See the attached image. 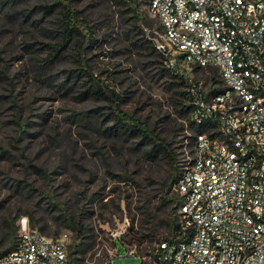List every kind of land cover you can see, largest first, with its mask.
<instances>
[{"label":"rangeland","instance_id":"1","mask_svg":"<svg viewBox=\"0 0 264 264\" xmlns=\"http://www.w3.org/2000/svg\"><path fill=\"white\" fill-rule=\"evenodd\" d=\"M137 1L144 33L128 0H69L87 29L48 61L47 44L63 35L62 4L0 0V253L22 218L48 237L70 232L72 242L67 211L89 228L91 248L80 264H105L115 239L113 264H141L140 255L178 226V201L164 199L166 189L179 197L173 160L140 135L123 134L110 100L83 94L98 83L119 94L120 107L184 159L186 139L198 131L188 88L164 70L159 51L134 44L154 39L159 27L149 0ZM211 74L195 77L206 87Z\"/></svg>","mask_w":264,"mask_h":264},{"label":"built area","instance_id":"2","mask_svg":"<svg viewBox=\"0 0 264 264\" xmlns=\"http://www.w3.org/2000/svg\"><path fill=\"white\" fill-rule=\"evenodd\" d=\"M148 9L157 51L186 79L200 130L179 161L175 234L141 264H264V0H149ZM203 69L217 72L211 89L195 77ZM70 242V232L48 237L22 218L0 264H73ZM117 252L115 243L105 264Z\"/></svg>","mask_w":264,"mask_h":264},{"label":"trees","instance_id":"3","mask_svg":"<svg viewBox=\"0 0 264 264\" xmlns=\"http://www.w3.org/2000/svg\"><path fill=\"white\" fill-rule=\"evenodd\" d=\"M62 4V7L64 9L63 13V18H62V38L61 41L58 43H49L47 46L50 48L49 56H48V61H53L55 58H57L65 49L67 46L70 45L72 42L74 36L77 33H82V30L87 29V23L85 21H81L78 19L77 15V10L73 7L71 2L69 0H58ZM130 5L133 8V11L135 13V28H138L140 32H145L146 28V21L145 18L143 17L142 11L140 10V5L137 0H128ZM150 25V24H148ZM144 38V39H143ZM139 38L138 41H135V45L139 48L143 47V44H150L151 48L154 51H157L156 45H155V40L154 39H149L147 37ZM160 54V53H159ZM161 56V54H160ZM163 58V57H162ZM164 60V59H163ZM164 70L168 73H172L174 77L177 76V78L180 79V82L182 85L188 86V83L186 79L183 76H179L176 73H173L169 68L164 67ZM211 80H210V89L211 85L218 83V75L216 70L211 69ZM96 82V81H95ZM101 83L94 84L89 86L87 91H84L83 94H87L89 92H92L98 99L106 98L110 100V109L111 113L115 116L118 122V126L120 131L123 134L129 133L132 136H137L140 135L144 140L152 144L154 147L158 148L159 150H164L170 158L173 160V165H174V180L172 181V184L176 182L178 178V174L180 171V164L177 161V154L172 148L171 144L168 143L164 138H162L159 134H157L150 126H148L145 122L140 120L139 118H135L131 115H129L125 110H123L120 107V101L121 97L119 94L115 93L114 91H111V93H107V91L100 86ZM217 90L213 89V93H215ZM82 94V93H81ZM188 95V92H187ZM191 98L188 95V107L187 111H191ZM95 110H91L90 112H94ZM197 130H200L197 128ZM165 200H176L178 201V204H180V197H173V195H169V189L165 190ZM66 216V222L69 221L72 223L71 229L74 231L73 235V241L69 244V256L71 259V262L73 264H80L83 260L84 254L91 248V245L87 242L88 235L87 232L89 231V228L87 225L84 223L83 219L80 217L74 216L71 213H68L67 211L65 212ZM31 222H33V225L35 224L34 221V216L31 218ZM177 227L173 230L172 234H175ZM43 230V228H42ZM15 230H12L6 237L10 239V244L6 252L12 249L10 247L13 243L15 244L16 242V237H14ZM167 239V238H165ZM161 239V240H165ZM160 240V241H161ZM158 241V242H160ZM116 242L114 241V244Z\"/></svg>","mask_w":264,"mask_h":264}]
</instances>
